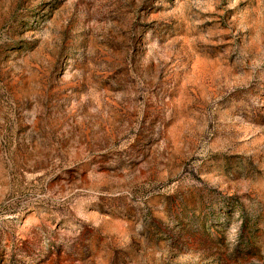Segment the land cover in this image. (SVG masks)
<instances>
[{
    "label": "rangeland",
    "instance_id": "374dc122",
    "mask_svg": "<svg viewBox=\"0 0 264 264\" xmlns=\"http://www.w3.org/2000/svg\"><path fill=\"white\" fill-rule=\"evenodd\" d=\"M0 264H264V0H0Z\"/></svg>",
    "mask_w": 264,
    "mask_h": 264
}]
</instances>
